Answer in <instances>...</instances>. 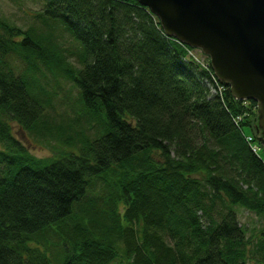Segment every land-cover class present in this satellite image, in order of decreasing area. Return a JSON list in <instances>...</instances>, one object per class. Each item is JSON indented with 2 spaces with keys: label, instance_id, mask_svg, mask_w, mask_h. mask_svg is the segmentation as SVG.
Masks as SVG:
<instances>
[{
  "label": "trees",
  "instance_id": "1",
  "mask_svg": "<svg viewBox=\"0 0 264 264\" xmlns=\"http://www.w3.org/2000/svg\"><path fill=\"white\" fill-rule=\"evenodd\" d=\"M33 18L26 30L0 18V264H110L120 241L130 264H264V238L249 249L236 214L264 221V158L244 137L256 111L236 124L244 105L224 85L222 102L211 73L136 0H44ZM57 30L77 42L80 68ZM44 69L105 113L77 153L37 158L12 134L9 120L48 130ZM111 168L121 191L98 207L87 184Z\"/></svg>",
  "mask_w": 264,
  "mask_h": 264
},
{
  "label": "water",
  "instance_id": "2",
  "mask_svg": "<svg viewBox=\"0 0 264 264\" xmlns=\"http://www.w3.org/2000/svg\"><path fill=\"white\" fill-rule=\"evenodd\" d=\"M164 35L209 58L233 99L254 101L253 131L264 149V0H136Z\"/></svg>",
  "mask_w": 264,
  "mask_h": 264
},
{
  "label": "rangeland",
  "instance_id": "3",
  "mask_svg": "<svg viewBox=\"0 0 264 264\" xmlns=\"http://www.w3.org/2000/svg\"><path fill=\"white\" fill-rule=\"evenodd\" d=\"M44 7V0H0V18L13 24L14 26L26 30L31 26H38L37 21L33 18L34 14L41 11ZM56 43L61 44L67 54V58L74 68H80L73 52L77 49V42L63 30H57L54 33ZM200 59L201 55L197 52ZM39 75V79L46 91L49 93V104L44 105V113L42 120L45 127L37 132H29L21 128V126L13 120H9L12 134L25 148L37 158L60 157L62 153L78 152L81 140L84 136L95 139L106 129V117L104 111L92 115L88 110L84 109L80 103L78 93L79 89L65 75H55L47 70ZM83 102V101H82ZM244 105V104H243ZM255 107L251 103L243 106L241 113L242 120L252 115ZM133 124V123H132ZM70 141L71 144L66 143ZM257 155L264 158V149H257ZM116 169L101 173L99 176H93L87 184V192L89 197L103 198L108 197L109 192H120L117 183ZM82 202L74 207V212L78 215H84ZM118 210L123 212L124 205L122 202L118 204ZM237 221L243 229L246 239L250 241L249 249L255 245L257 238H264V221L261 216L256 215L244 208L236 207ZM139 230L140 225L135 224L134 227ZM119 254L110 264H130V259L123 252L124 244L122 241L118 243ZM55 253L56 249H52ZM247 264H259L252 257Z\"/></svg>",
  "mask_w": 264,
  "mask_h": 264
},
{
  "label": "built area",
  "instance_id": "4",
  "mask_svg": "<svg viewBox=\"0 0 264 264\" xmlns=\"http://www.w3.org/2000/svg\"><path fill=\"white\" fill-rule=\"evenodd\" d=\"M184 47V46H183ZM185 50L187 51L188 57H190L191 59H193L194 61H196L198 64H200V66L208 71H210L209 69V65L208 62L203 58V57H198V55L196 53H194V51L184 47ZM211 78L214 82V84H216L217 86V91L219 92V95L221 97V90H222V86L219 85V83L217 82L216 78L212 75L211 73ZM243 104H246V102H243ZM241 115H238L237 117L233 118L234 122L237 124L238 122L241 121ZM246 142L250 145L251 149L255 152L258 149V146L254 143V139L251 135H244Z\"/></svg>",
  "mask_w": 264,
  "mask_h": 264
}]
</instances>
